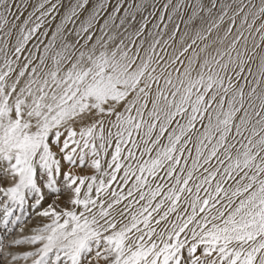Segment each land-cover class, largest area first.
Returning a JSON list of instances; mask_svg holds the SVG:
<instances>
[{
  "label": "snow or ice",
  "instance_id": "6c2138e0",
  "mask_svg": "<svg viewBox=\"0 0 264 264\" xmlns=\"http://www.w3.org/2000/svg\"><path fill=\"white\" fill-rule=\"evenodd\" d=\"M0 264H264V0H0Z\"/></svg>",
  "mask_w": 264,
  "mask_h": 264
}]
</instances>
